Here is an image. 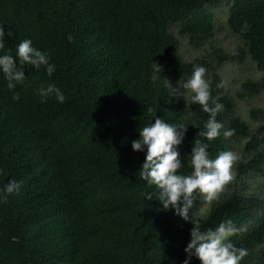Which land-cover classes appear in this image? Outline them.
I'll list each match as a JSON object with an SVG mask.
<instances>
[{
    "label": "trees",
    "instance_id": "trees-1",
    "mask_svg": "<svg viewBox=\"0 0 264 264\" xmlns=\"http://www.w3.org/2000/svg\"><path fill=\"white\" fill-rule=\"evenodd\" d=\"M220 2L242 43L232 54L212 41L218 27L210 8ZM0 26V55L11 50L15 58L30 39L55 65L51 76L25 65L12 90L0 72V188L21 185L0 202V264H184L193 226L215 230L225 221L239 229L229 241L247 250L239 264H264V110L250 109L248 121L235 110L236 101L264 91V78L247 79L231 95L218 77L222 65L246 57L264 74V0H0ZM177 36L204 55L184 60ZM194 66L207 69L211 96L223 105L216 116L223 127L211 141L199 135L209 115L179 88ZM50 84L63 103L41 102L37 89ZM156 118L187 126L178 174L192 172L195 140L208 144L211 159L224 151L240 157L216 200L202 209L194 193L193 223L164 210L159 190L140 178L146 150L131 144Z\"/></svg>",
    "mask_w": 264,
    "mask_h": 264
},
{
    "label": "clouds",
    "instance_id": "clouds-1",
    "mask_svg": "<svg viewBox=\"0 0 264 264\" xmlns=\"http://www.w3.org/2000/svg\"><path fill=\"white\" fill-rule=\"evenodd\" d=\"M7 36L11 38L13 33L8 31ZM67 39L71 42V34ZM3 49H5V31L4 27L0 26V50ZM49 60L50 53L37 50L32 46L30 39H25L19 43L15 58L11 50L0 55V72L8 82L7 87L12 90L24 81L25 65H31L35 69L44 66L47 74L51 76L55 71V65L49 63ZM206 72L205 67L194 66L191 77L182 84V88L190 91L193 94L192 102L199 104L203 112L209 115L204 125L205 130L199 132V135L211 141L220 135L223 127L216 121L217 114L223 111V105L218 102V98H212L210 85L204 78ZM37 93L41 97V102H45L50 96H55L59 103L65 101V96L54 84L37 89ZM19 98V93L13 95V100ZM146 111L151 115L153 108L147 107ZM186 131L187 126L183 124H169L161 118H156L154 123L139 130V139L133 141L131 147L134 152L146 150L145 160L139 170L140 178L159 190V201L163 209L171 208L177 217L193 223L189 212L196 201L194 193L199 190L208 201L216 200L225 186L235 179L233 166L240 157L233 151H224L215 159H211L207 151L208 144L195 140L190 153V166L193 170L187 175L178 174L182 160L177 148L182 143ZM234 134L235 129L223 133L225 138ZM20 187V183L15 180L8 181L0 188V202L6 203L9 195L18 193ZM147 199H152L150 193ZM238 231L239 229L235 228L231 221L221 223L215 230L201 231L199 227L193 226L190 242L184 250L188 257L184 264H189L193 256L200 261V264H239V261L247 255V250L237 248L229 241V238Z\"/></svg>",
    "mask_w": 264,
    "mask_h": 264
},
{
    "label": "rangeland",
    "instance_id": "rangeland-1",
    "mask_svg": "<svg viewBox=\"0 0 264 264\" xmlns=\"http://www.w3.org/2000/svg\"><path fill=\"white\" fill-rule=\"evenodd\" d=\"M227 7L228 3L220 2L210 8L215 15V23L218 27V31L215 33L212 41L213 44L223 50L224 53L232 54L239 46L242 45V43L235 36H233L227 28ZM176 38L179 44V53L184 58V60L193 62L196 58H200L202 55H204V53L190 48L183 38L179 36H177ZM207 48L208 50H210L209 46ZM218 77L220 79V87H222L224 91H228L232 95L234 91L238 89L240 85L247 79H251L253 81L260 80L264 78V74L259 72L256 69L255 64L248 57H246L242 63H225L224 65H222L219 68ZM179 88L183 89L182 87ZM179 88L177 89V91L180 90ZM235 106L236 113L241 116L242 119L248 121V114L250 109L264 110V91H262L255 99L251 100L248 103L236 101ZM259 193L263 194L264 197V188L260 189ZM202 202V209H204L207 206L208 200L204 197L203 194Z\"/></svg>",
    "mask_w": 264,
    "mask_h": 264
}]
</instances>
